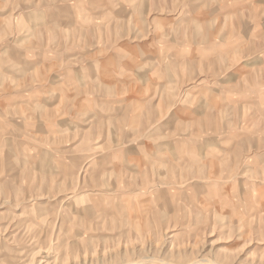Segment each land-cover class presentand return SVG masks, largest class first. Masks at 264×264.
I'll return each instance as SVG.
<instances>
[{"label": "rangeland", "instance_id": "374dc122", "mask_svg": "<svg viewBox=\"0 0 264 264\" xmlns=\"http://www.w3.org/2000/svg\"><path fill=\"white\" fill-rule=\"evenodd\" d=\"M0 264H264V0H0Z\"/></svg>", "mask_w": 264, "mask_h": 264}]
</instances>
